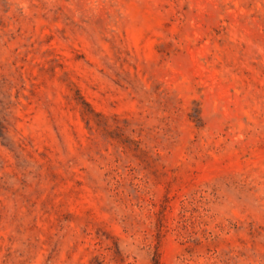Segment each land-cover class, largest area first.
I'll list each match as a JSON object with an SVG mask.
<instances>
[{
  "label": "rangeland",
  "instance_id": "1",
  "mask_svg": "<svg viewBox=\"0 0 264 264\" xmlns=\"http://www.w3.org/2000/svg\"><path fill=\"white\" fill-rule=\"evenodd\" d=\"M0 264H264V0H0Z\"/></svg>",
  "mask_w": 264,
  "mask_h": 264
}]
</instances>
